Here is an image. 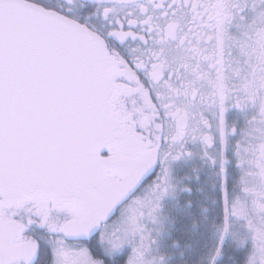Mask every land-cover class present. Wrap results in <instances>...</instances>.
<instances>
[{"label":"snow or ice","instance_id":"obj_1","mask_svg":"<svg viewBox=\"0 0 264 264\" xmlns=\"http://www.w3.org/2000/svg\"><path fill=\"white\" fill-rule=\"evenodd\" d=\"M253 18L0 0V264H264V45L231 36Z\"/></svg>","mask_w":264,"mask_h":264},{"label":"flooded vegetation","instance_id":"obj_2","mask_svg":"<svg viewBox=\"0 0 264 264\" xmlns=\"http://www.w3.org/2000/svg\"><path fill=\"white\" fill-rule=\"evenodd\" d=\"M250 24L253 26L254 30L245 33V35L251 39H245L244 36H241L237 32H233L231 36L234 42L239 43L245 49L258 50L261 45H264V24H260L259 20L255 18L250 20ZM236 59H239V57L237 56ZM256 67L257 66L253 64V70H256Z\"/></svg>","mask_w":264,"mask_h":264}]
</instances>
